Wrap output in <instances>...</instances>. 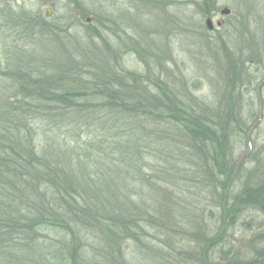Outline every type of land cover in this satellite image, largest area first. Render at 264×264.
I'll return each mask as SVG.
<instances>
[{"label": "rangeland", "instance_id": "rangeland-1", "mask_svg": "<svg viewBox=\"0 0 264 264\" xmlns=\"http://www.w3.org/2000/svg\"><path fill=\"white\" fill-rule=\"evenodd\" d=\"M217 1L231 14L223 16L218 10L212 18L215 28L209 30L204 8L208 0H0V103L10 107L18 101L12 106L19 112L22 126L31 120V106L42 107L43 101V110L60 106L37 94L58 84V71L65 67L69 68V73L62 72L66 86L90 89L88 84L97 78L109 80L119 73L117 65L122 69L118 74L120 88L134 96L145 95L142 91L156 95L147 89V81L156 78L169 96L186 108L204 112L226 131L224 149L232 159L235 179L230 195L225 192L230 203L243 188L264 179V0ZM221 19L226 24L217 27ZM32 24L41 25L43 41L30 42ZM39 57L44 58L45 66L52 65L46 68L48 80L42 82L28 75ZM51 114L55 113L49 109L47 116L39 114L29 122L38 128L41 142L34 141L40 151L47 143L45 132L52 125L47 117ZM164 128L165 133L160 134L159 128L153 130L155 134L142 132L145 139L153 141L156 154H144L154 167L144 170L142 182L134 181L138 191L128 179H122L127 175L125 170L121 176L114 174L112 187L130 196L139 192L134 198L156 219L158 209L163 215L174 216L179 206L176 220L181 234L171 240L179 243L168 244L158 234L157 224L144 223L147 230L140 242L119 236V254L126 264H218L220 246L207 247L204 236L224 231L222 246L237 253L233 258L242 254L249 257L245 260L257 261L264 248V238H257L264 235V213L258 207L240 204L235 208L233 227H227L229 223L222 226L218 179H205L203 156L182 132ZM6 129L4 126L0 133L8 132ZM90 137V133L84 134L81 141ZM176 145L184 147L183 155L171 152ZM172 159L180 160V169L169 171L174 164L167 161ZM108 172L111 180L113 171ZM86 234L93 240L97 231ZM168 245L176 249L169 251ZM119 254L116 252V261H123Z\"/></svg>", "mask_w": 264, "mask_h": 264}, {"label": "trees", "instance_id": "trees-1", "mask_svg": "<svg viewBox=\"0 0 264 264\" xmlns=\"http://www.w3.org/2000/svg\"><path fill=\"white\" fill-rule=\"evenodd\" d=\"M39 26L31 25L30 42L43 41ZM42 58L31 65L28 71L31 80L34 76L39 82L48 80L46 68L52 65L42 64ZM115 69L122 74L117 65ZM64 70V74L69 73L68 67ZM60 72L58 84L42 88L37 94L48 96L45 98L48 102L57 101L60 106L50 105L43 110L44 101L42 107L31 106L28 115L31 120L24 125L20 126L19 112L12 106L18 101L10 107L0 103V129L9 128L8 132L0 133L3 140L0 141V264H126L119 254L122 249L117 244L118 238L125 236L139 241L147 230L144 223L157 224L158 234L168 244L173 243L172 238L181 234L176 220L179 206L174 216L163 215L158 209L156 219L134 198L139 194L135 192L138 191L135 183L146 178L142 174L147 167H154L144 154H156L153 141L150 137L145 139L142 132L155 134L153 130L159 128L160 134L165 126L182 132L192 147L201 152L205 179H218L216 182L222 189V226L229 223L227 227H233L237 219L235 208L240 204L258 207L264 213V179L251 188H243L230 203L225 195V192L230 195L235 184L232 159L228 158L227 148L224 149L228 143L226 131L215 120L207 119L204 112L186 108L169 96L168 90L154 81L156 78L147 81V89L156 95L142 91L145 95L134 96L120 88L119 73L109 80L99 77L88 84L90 89H84L66 86ZM49 81L53 79L50 77ZM49 109L55 114L49 115L48 120L45 118L52 125L45 132L47 145L40 151L34 141L41 142L38 128L29 122L35 120L34 116H47ZM10 124L16 127L10 128ZM88 133L92 137L81 141ZM180 146L167 148L183 155L184 147ZM167 162L174 164L169 171L181 167L178 159ZM124 170L127 175L122 179L134 185L131 196L127 191L115 192L112 187L116 181L114 174L121 176ZM108 171H113L111 180ZM89 230L97 231L93 240L88 239ZM224 235V231H216L204 236L207 247L220 246L218 264H264V248L260 249L257 261L245 260L249 257L242 254L239 259L233 258L237 253L222 246ZM257 238L263 239L264 235ZM168 247L172 252L176 249ZM116 252L123 261H116Z\"/></svg>", "mask_w": 264, "mask_h": 264}, {"label": "water", "instance_id": "water-1", "mask_svg": "<svg viewBox=\"0 0 264 264\" xmlns=\"http://www.w3.org/2000/svg\"><path fill=\"white\" fill-rule=\"evenodd\" d=\"M220 13L223 15V16H226V15H229L231 13V10L227 7H224L221 9ZM48 15H50V12H48ZM224 19H221V20H218L216 22V26L217 27H221L223 24H224ZM206 25H207V28L209 30H213L215 28V25H214V22H213V19L212 18H207L206 19ZM2 68V58L0 56V70Z\"/></svg>", "mask_w": 264, "mask_h": 264}, {"label": "flooded vegetation", "instance_id": "flooded-vegetation-1", "mask_svg": "<svg viewBox=\"0 0 264 264\" xmlns=\"http://www.w3.org/2000/svg\"><path fill=\"white\" fill-rule=\"evenodd\" d=\"M204 8L206 10L205 15L208 16L207 18H213L215 15H217L218 10L221 11V8H220L217 0H208V4L206 5V3H205ZM224 21H225V19H224ZM225 24H226V21L224 22V24L222 26H224Z\"/></svg>", "mask_w": 264, "mask_h": 264}]
</instances>
